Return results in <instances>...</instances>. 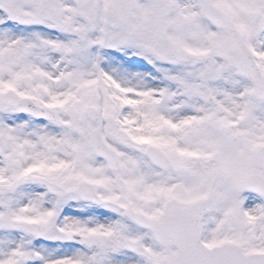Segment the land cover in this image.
Returning <instances> with one entry per match:
<instances>
[{
  "label": "snow or ice",
  "instance_id": "6c2138e0",
  "mask_svg": "<svg viewBox=\"0 0 264 264\" xmlns=\"http://www.w3.org/2000/svg\"><path fill=\"white\" fill-rule=\"evenodd\" d=\"M0 264H264V0H0Z\"/></svg>",
  "mask_w": 264,
  "mask_h": 264
}]
</instances>
